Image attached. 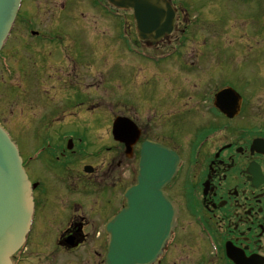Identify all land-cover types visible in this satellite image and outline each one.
Segmentation results:
<instances>
[{
    "label": "flooded vegetation",
    "instance_id": "af4514ba",
    "mask_svg": "<svg viewBox=\"0 0 264 264\" xmlns=\"http://www.w3.org/2000/svg\"><path fill=\"white\" fill-rule=\"evenodd\" d=\"M25 1L30 2L24 0L22 8ZM85 2L87 13L79 10ZM70 3L78 15L69 9ZM178 9L175 37L181 24L184 34L209 23L188 24L184 13L188 9ZM56 10L55 24L60 17L74 33L108 40L104 53L97 46L98 52L90 48L89 54L99 60L96 63L91 55L94 69L103 65L97 54L107 61L110 89L97 109L82 88L85 81L63 79L54 86L68 88L74 95L68 100L54 96L55 106L39 117L42 126L37 127L46 138L24 154L35 213L26 243L13 255L12 263L105 264V224L124 206L125 190L137 182L142 148L151 143L154 155L161 147L167 161H178L176 174L164 187L178 205L177 226L153 264H264V102L256 105L254 94L255 87L264 91V81L257 80L261 84L255 85L251 79L223 74L224 78L212 70L199 83H167L169 69L158 63L182 56L185 39L155 53L165 42L172 45L173 39L153 47L138 42L133 17L111 10L107 0H61ZM31 19L27 22L33 27ZM103 26L107 29L101 30ZM28 33L39 41L51 39L50 32ZM122 36L144 46L148 56L141 54V47L137 53L132 46L124 47ZM128 56L136 63H126ZM28 59H22L23 81L34 77L35 84H44V72L38 69L30 74ZM158 72L168 77L158 78ZM223 107L239 111L230 116ZM117 119L123 120L115 133ZM38 150V156L30 160ZM35 163H40L39 168Z\"/></svg>",
    "mask_w": 264,
    "mask_h": 264
},
{
    "label": "rangeland",
    "instance_id": "374dc122",
    "mask_svg": "<svg viewBox=\"0 0 264 264\" xmlns=\"http://www.w3.org/2000/svg\"><path fill=\"white\" fill-rule=\"evenodd\" d=\"M55 1L57 2L25 1L14 33L4 50L3 57L2 55L0 57V120L7 124L5 127L24 154L34 150L41 140L46 138V133L38 132L37 127L42 126L39 117L42 114L44 116L45 112L55 106V100L54 103H47L48 99L57 94L60 99L68 100L74 95L68 88L58 89V85L54 87L57 82L60 83L63 79L73 81L77 79L79 83L85 81L82 88L92 96L91 100L94 102L103 100L108 88L110 89L108 74L111 73L107 61L102 54H97L103 59L104 66L94 69L91 55L96 63L99 60L95 59L96 54H89L90 48L93 50L92 53H97V46L100 52L104 53L108 40L103 39L104 36L96 39L94 35L74 33L68 23L63 22L60 17L55 24L58 13L56 9L61 0ZM50 2L51 4H47ZM175 2L188 7L191 15H198V21L209 22V25L192 28L185 38L181 30L182 24L179 34L175 37L177 40L173 39L172 45L165 42L161 49L155 50V53H161L173 45H178L180 39L186 40L185 46L180 47L183 48L182 56L173 57L159 64L168 68L171 75L168 77L158 72V78L168 77L167 83H171L169 80H173L175 84L181 83V80H189L190 84H193L194 81L199 83L198 79L207 78L209 73L215 70L221 73V77L225 74L232 79H251L255 85L261 84L257 80L264 81V0H175ZM69 5V9L75 12L73 14L78 15L79 12L74 10L75 6L73 7L72 3ZM79 10L87 13L90 10L87 2L85 7ZM30 16H32L30 21L34 23L33 27L27 22ZM105 29L107 26L101 27V30ZM30 30H38L45 34L50 32L51 40L46 39L43 42L34 39L29 36ZM206 31L209 35L205 33ZM109 46H117V43H110ZM141 47L146 49L144 46ZM25 48L28 52L24 51ZM34 53L40 55L35 57ZM23 56L29 58L27 61L30 65V74L37 69H44L45 74V69L49 68L45 74L47 81L44 84L39 86L38 81L35 84L30 78L25 88V81L22 79ZM3 58H7L9 70L5 68ZM125 62L136 63L129 61V56L128 59L125 58ZM183 63L186 66L188 64V69L186 66L183 67ZM87 73L89 75L86 76ZM157 83L159 84L160 80H157ZM254 94L257 95L256 105L264 102V96H261L264 91L255 87ZM95 105H98L97 109H101V103ZM39 166L40 163L35 168ZM38 174H42L41 170Z\"/></svg>",
    "mask_w": 264,
    "mask_h": 264
},
{
    "label": "water",
    "instance_id": "95a60500",
    "mask_svg": "<svg viewBox=\"0 0 264 264\" xmlns=\"http://www.w3.org/2000/svg\"><path fill=\"white\" fill-rule=\"evenodd\" d=\"M109 1L134 10L142 40L155 44L175 31L176 11L170 0ZM20 4L21 0H0V50ZM219 96L222 98L223 93ZM119 120L115 122V133L121 127ZM144 147V163L138 183L127 195L128 206L107 225L110 234L107 264H150L175 225L176 207L163 192L176 170L167 166L175 162L167 161L160 151L155 158L151 143ZM32 214L31 184L15 144L0 127V264H12L11 256L24 243Z\"/></svg>",
    "mask_w": 264,
    "mask_h": 264
},
{
    "label": "bare ground",
    "instance_id": "6f19581e",
    "mask_svg": "<svg viewBox=\"0 0 264 264\" xmlns=\"http://www.w3.org/2000/svg\"><path fill=\"white\" fill-rule=\"evenodd\" d=\"M108 1V3H109V6H110V8H111V10L113 9V10H119V11H123V12H125L126 14L125 15H128V16H132L133 18H135V12H134V10L132 9V8H126V7H120V6H117V5H115V4H113L112 2H110L109 0H107ZM172 6H173V8L175 9V11H176V24H175V31H173V33L172 34H170V35H167L166 37H164L163 39H161L160 41H162V40H171V39H175V33H176V31H177V27H178V21H179V9H178V7L180 8V7H182L183 9L184 8H186V9H188V7H185V6H183V5H179L177 2H172ZM184 11V10H183ZM185 14H187L188 15V18H189V22H187L188 24H190L191 22H194V21H196V20H198V15H191L190 14V12H189V9H188V11H186V12H184ZM186 23V24H187ZM182 25V24H181ZM183 28H184V24H183V26H182V30H183ZM189 33V31H186L185 33H184V36H185V38H186V35ZM136 34H137V36H136V39H137V41L138 42H141V43H143V44H145L147 47H153L154 45H156V43L155 44H153L151 41H148V40H142V38H141V36H140V32H139V30H138V28H136ZM208 35V34H207ZM207 37H204V39H206ZM175 40H177V39H175ZM120 41H121V43H122V45L124 46V47H129V46H132V47H134V51L137 53V51L139 50L138 48L139 47H141V46H139V45H135V44H133V41L132 40H130L129 38H127V37H121L120 38ZM206 41V40H205ZM214 41V40H213ZM142 48V47H141ZM142 55L144 56V57H147L148 56V53L146 52V49H145V51H144V48H142ZM162 62H159L158 64H161ZM221 74V73H220ZM10 92H11V90H10ZM233 93L234 94H236V95H238L239 96V93H237V92H235V91H233ZM53 96H55V95H53ZM51 99H53V100H51ZM92 99V98H91ZM51 100V101H50ZM54 100H55V97H52V98H49L48 99V102L47 103H54ZM96 103H99V102H97V101H95L94 102V100H92V103L90 104V105H95ZM80 104H78L77 106V110H79L78 108H81L80 106H79ZM234 109V110H233ZM223 111H225V113H227V115H230V116H232V113H235L234 111H236V109L235 108H225V110H223ZM114 128H115V125H114ZM116 137H118L119 138V135L118 134H116ZM144 149H145V147H144ZM154 152V151H153ZM155 158H157L159 155H154V153L152 154ZM143 148H142V151H141V159H140V163H139V168L141 169V167H142V164L144 163L143 161ZM168 167V169H170V170H175L177 167H178V162H175L174 164H170V165H168L167 166ZM135 185L134 184H132V185H130L126 190H125V193H124V196H127V195H129L130 194V192H131V188H133ZM136 188V187H135ZM163 192H165L164 191V189H163ZM174 228L172 229V231L170 232V235H169V237L167 238V240H166V242H165V244H164V246H163V248H162V250H161V252L156 256V258L153 260V261H151L150 259H151V257L149 258V260L151 261V263L150 264H153V263H155L158 259H159V257L162 255V253L164 252V250H165V248H166V246H167V244H168V242H169V240H170V238H171V236H172V234H173V232H174ZM107 237H108V243L110 242V234L109 233H107ZM105 264H107V262H106V260H105Z\"/></svg>",
    "mask_w": 264,
    "mask_h": 264
}]
</instances>
